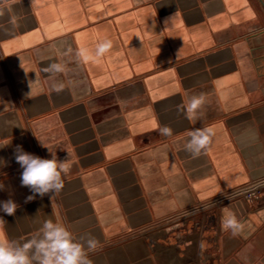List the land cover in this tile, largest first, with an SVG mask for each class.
Instances as JSON below:
<instances>
[{
  "label": "crops",
  "instance_id": "obj_1",
  "mask_svg": "<svg viewBox=\"0 0 264 264\" xmlns=\"http://www.w3.org/2000/svg\"><path fill=\"white\" fill-rule=\"evenodd\" d=\"M104 39L98 63L77 58ZM50 60L66 72H43ZM205 126L216 135L193 157L183 145ZM17 146L70 163L59 193L26 200ZM260 178L264 0H0V201L18 205L0 233L22 243L50 219L97 239L92 264H264V209L211 205ZM225 207L246 235L222 229Z\"/></svg>",
  "mask_w": 264,
  "mask_h": 264
},
{
  "label": "clouds",
  "instance_id": "obj_2",
  "mask_svg": "<svg viewBox=\"0 0 264 264\" xmlns=\"http://www.w3.org/2000/svg\"><path fill=\"white\" fill-rule=\"evenodd\" d=\"M112 48V41L104 39L95 45L94 50L80 48L76 56L84 63H98L101 58ZM71 51V49H69ZM42 70L51 76L65 73L67 65L55 60ZM55 91L60 92L64 88L62 82L54 83ZM206 102L205 94L193 95L184 105L183 110L189 120L197 116ZM159 134L170 137L173 129L168 125H161L158 128ZM216 131L212 126H205L193 129L188 133V139L183 145V150L198 157L206 152L212 143ZM15 160L22 168L21 186L28 187L32 195L26 198L27 201L35 199L37 195L44 197L49 193H59L64 187L63 176L70 172L71 165L67 160H58L55 154L51 159L41 158L37 155L25 152L22 147L17 146ZM0 183V190H4ZM18 205L9 198L0 201V212L5 215L14 216ZM3 217H0V221ZM221 227L224 231H230L233 237L246 235V225L239 219L235 212L225 207L221 219ZM98 241L90 234L87 237L77 238L64 225L45 220L38 231L25 241L9 239L0 233V264H92L89 254L97 249Z\"/></svg>",
  "mask_w": 264,
  "mask_h": 264
},
{
  "label": "built area",
  "instance_id": "obj_3",
  "mask_svg": "<svg viewBox=\"0 0 264 264\" xmlns=\"http://www.w3.org/2000/svg\"><path fill=\"white\" fill-rule=\"evenodd\" d=\"M237 200L244 201L253 210L264 209V178L252 180L246 185L224 194L222 197L214 201L211 205L218 206ZM206 207L208 206L199 207L183 213L180 220L176 224L172 225L168 231L167 229L164 230L165 234L168 235L174 230H178L179 228L184 227L186 225L187 218L191 216V214H194L197 211H202ZM200 225L201 221H196L194 223L193 229L199 227Z\"/></svg>",
  "mask_w": 264,
  "mask_h": 264
}]
</instances>
